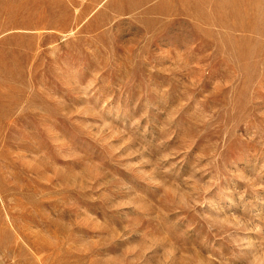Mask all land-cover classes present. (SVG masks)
<instances>
[{
    "label": "rangeland",
    "instance_id": "rangeland-1",
    "mask_svg": "<svg viewBox=\"0 0 264 264\" xmlns=\"http://www.w3.org/2000/svg\"><path fill=\"white\" fill-rule=\"evenodd\" d=\"M0 264H264V0H0Z\"/></svg>",
    "mask_w": 264,
    "mask_h": 264
}]
</instances>
